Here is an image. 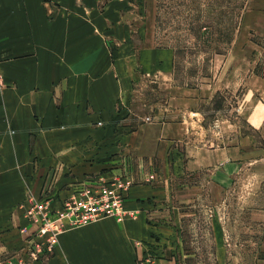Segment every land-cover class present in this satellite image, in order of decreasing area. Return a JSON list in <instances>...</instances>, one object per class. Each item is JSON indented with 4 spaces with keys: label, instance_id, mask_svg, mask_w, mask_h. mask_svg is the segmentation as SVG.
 <instances>
[{
    "label": "crops",
    "instance_id": "1",
    "mask_svg": "<svg viewBox=\"0 0 264 264\" xmlns=\"http://www.w3.org/2000/svg\"><path fill=\"white\" fill-rule=\"evenodd\" d=\"M137 1L0 0V263L16 261L25 245L21 206L29 196L59 210L100 179L133 183L125 208L136 217L70 227L52 258L32 264H141L154 233L169 230L161 214L177 209L158 202L172 197L173 175L190 170L189 117L199 113L182 107L193 90L172 87L165 110L130 115L142 73L174 69L171 49L134 45L124 12ZM242 159L233 146L203 163L225 177ZM157 258L153 264H173Z\"/></svg>",
    "mask_w": 264,
    "mask_h": 264
},
{
    "label": "rangeland",
    "instance_id": "2",
    "mask_svg": "<svg viewBox=\"0 0 264 264\" xmlns=\"http://www.w3.org/2000/svg\"><path fill=\"white\" fill-rule=\"evenodd\" d=\"M138 1L124 12L134 45L171 49L174 69L169 75L142 73L130 115L165 110L172 87L193 90L182 107L199 113L189 117L195 131L187 144L190 170L171 173L172 197L158 202L174 206L176 213L166 209L161 214L170 228L154 233L159 244L149 245L145 256L160 250L158 257L173 264H264V0ZM233 146L241 147L244 159L239 168H227L225 177L203 163ZM227 155L234 156L231 151ZM105 182L115 194L121 190ZM125 200L126 195L124 206ZM221 226L224 244L216 238ZM27 232L24 247L14 254L17 260L11 256L9 264L29 254L27 239L37 234Z\"/></svg>",
    "mask_w": 264,
    "mask_h": 264
},
{
    "label": "built area",
    "instance_id": "3",
    "mask_svg": "<svg viewBox=\"0 0 264 264\" xmlns=\"http://www.w3.org/2000/svg\"><path fill=\"white\" fill-rule=\"evenodd\" d=\"M95 182V185L104 187L100 192L93 187L84 188L66 199L59 210L52 208L49 198L29 196L28 205H22V208L25 209L30 227H24L22 233L28 234L27 231L35 229L37 237L32 236V239H27L29 254L24 252L21 259L10 264H32L36 260H49L55 254L59 237L70 227L89 224L108 217L119 221L126 219L130 212L125 210L123 198L130 183L114 182L121 189L115 194L104 180ZM129 217L135 218L136 215ZM36 238L40 241L36 242ZM157 257L158 253L156 256L147 254L142 258L141 264H152Z\"/></svg>",
    "mask_w": 264,
    "mask_h": 264
}]
</instances>
